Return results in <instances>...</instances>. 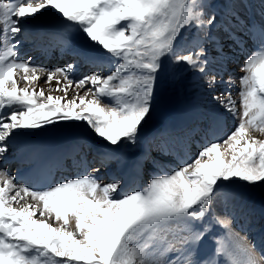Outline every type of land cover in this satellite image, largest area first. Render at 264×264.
Listing matches in <instances>:
<instances>
[{
  "label": "snow or ice",
  "instance_id": "1",
  "mask_svg": "<svg viewBox=\"0 0 264 264\" xmlns=\"http://www.w3.org/2000/svg\"><path fill=\"white\" fill-rule=\"evenodd\" d=\"M258 2L257 16L247 14L253 0H0V158L18 134L82 121L111 146L102 162H121L120 146L136 142L152 111L164 60L198 74L211 95L219 90L209 40L223 58L212 30L258 47L243 63L239 100L230 91L212 97L236 118L233 130L143 188L121 194V179L105 183L93 174L52 184L50 173L37 175V187L0 168V264H264V227L259 241L249 238L251 224L237 228L242 194L235 187L264 184V0ZM47 10L91 42L73 48L81 62L114 59L113 68L74 81L75 62L48 71L20 60L25 26ZM45 72L63 95L35 87ZM210 120L219 127L218 114ZM122 163L138 170L143 160Z\"/></svg>",
  "mask_w": 264,
  "mask_h": 264
},
{
  "label": "bare ground",
  "instance_id": "2",
  "mask_svg": "<svg viewBox=\"0 0 264 264\" xmlns=\"http://www.w3.org/2000/svg\"><path fill=\"white\" fill-rule=\"evenodd\" d=\"M256 4L259 5L258 0H253L252 7L248 10V15L255 14L258 16L259 7L256 8ZM60 17V14L55 12V10H47L37 21L27 24L25 26L26 31L21 37V45L18 48V53L23 50L33 49L34 45L41 44V42L45 41V36H43L41 41H37L34 33H44L46 23L51 19ZM212 34L218 35L220 43L223 45V58H221L220 53L217 51L216 41L209 40L206 44L210 58H213L215 61L213 67L218 73V90L230 91L233 97L238 101L240 91V86H238L240 85L239 79L244 74L241 71L243 63L253 51L258 50V47L253 44L251 40H248L245 45H236L222 33L218 34L215 29L212 30ZM61 40L66 41L67 45L59 43ZM48 44L50 46V51L45 53V59L50 52H55V61H50L48 64L40 63L39 58L34 61V56L39 54V52H35L29 57L20 58V60L27 61L34 66H38L48 71L75 62L77 63V68L70 73V76L74 81L76 80L79 71H81V75L89 74L91 71H103L104 73H108L115 64L114 59L112 61H109L108 59L101 60L99 62L102 64L101 66L87 65L83 62L79 63L70 60L67 61L65 65L58 66V63L65 61L68 57V55L65 54L67 50H70V53H73L74 47L81 45L91 47V42L84 38V34L78 30L77 25L65 26L63 30L56 35L55 40ZM57 47L61 48L59 49ZM160 73L159 75L165 76V72H162V74ZM46 80V72L41 73V78L36 83L35 87H37V89H45L46 93L51 91V94L54 96L63 95L62 92L54 91L57 87L55 80L51 83H46ZM229 80L234 82L231 87L228 85ZM20 86H25L23 81H21ZM157 90H155L154 93L152 105L153 111L154 109L158 110V108H155L156 103H154L159 101L160 98ZM76 91L75 88L70 89L69 96L74 95ZM79 91L83 94L84 90L80 89ZM185 91L187 92L186 97L182 94L183 103L180 110L173 112L167 108L164 111L162 122L155 127L152 126L151 129H149L151 124H148L149 126H147V121L143 123L140 127L136 142L124 143L120 146L118 152L120 154L121 162H117L116 160L110 161V164L108 166L106 165L108 167L107 170H102V168L99 167L95 157H102L101 154L105 149H108L111 146L107 145L105 141L97 137L92 129L82 121L59 122L55 125H48L43 129L30 130L29 135L18 134L9 141V151L4 157L0 158V168L7 170L16 178L17 174L21 172L24 167L16 166L14 169L11 168V163L9 161L12 158L22 156L24 161L27 162L38 152H40V154L43 152L44 143L47 139H52L54 137H74L73 146L69 150L60 149L57 151L60 157L64 159L67 167L74 168L75 170V172H68L67 177L73 175L75 176L73 178H76L80 174L84 175L95 172L102 176L101 180L105 183L113 178L121 179V194L136 189L137 185L140 184V179L142 181L139 188H143L155 175L163 174V170L170 172L173 168L182 166L184 161H190L197 156L202 147L213 142L215 139L225 137V135L232 131L236 125V118L227 113L224 109L219 108L216 101L212 99L213 96L219 94V91L212 92L210 95L209 90L205 86L204 80L201 79L198 74L192 79H189L187 90ZM104 102L107 103L108 101L105 100ZM157 112L159 111L155 110L153 112V115L156 117L158 115ZM214 114L220 116L218 128L213 125L210 120V117ZM150 116L151 115L149 114V117ZM160 136L162 138L158 143L155 139ZM38 139H41L40 143L36 142ZM134 153H139L138 159L143 160V165L140 169L134 170V175L130 177L128 176L129 170L122 162L124 160H130V156ZM164 153L166 157L163 159L161 158V155ZM146 155H150L149 159L152 158L150 162H146ZM158 155L160 156L158 157ZM78 161L79 163L77 164ZM81 162L83 166H85V164L89 166L87 168L80 167ZM96 169H99V171H94ZM122 174H124L123 177H121ZM129 180L131 183V189H124V185L129 182ZM239 192L242 195L237 202L236 211L238 217L242 218L240 224L245 227L251 224L252 228L249 238L251 239L254 236L256 240L259 241L260 229L264 227V197L249 194L246 191L239 190Z\"/></svg>",
  "mask_w": 264,
  "mask_h": 264
},
{
  "label": "rangeland",
  "instance_id": "3",
  "mask_svg": "<svg viewBox=\"0 0 264 264\" xmlns=\"http://www.w3.org/2000/svg\"><path fill=\"white\" fill-rule=\"evenodd\" d=\"M255 7L257 8V7H259V5L256 4ZM60 18H62V17H60ZM72 26H74V24H72ZM84 38H85V35H84ZM171 63L172 62L169 61V60H164L163 61V64H162V70L163 71L161 70L160 74H162V72L163 73L165 72L164 74H165L166 77L164 75L162 76V75L158 74V77H157L158 81L156 82L157 83L156 84L157 88H155V90L160 88V89L157 90V93L160 95V98H159V101L154 102V103H156L155 104V108H158V110L154 109V111L155 110L159 111V112H157L158 113L157 117L158 116H160V117L157 118L155 115H153L154 111H153V108H152V111L150 113L151 116L148 118V120L146 122L147 126H149L151 124L149 126L150 127L149 129H151L152 126L155 127L156 125H159L162 122V117H163L164 111L168 108L167 105H166V102L168 100V95L173 94V93H180L181 95L183 94L184 97H186V93L187 92L185 90H187V83H188L189 79H192L196 75V73L191 72L190 70H188L184 66L176 65L174 63L171 64ZM62 65H63V63H62ZM83 75H86V74H83ZM83 75H81V72H80L79 76L76 77V80H78ZM177 81L179 82V84H178ZM180 82H181V85H180ZM238 86H240V85H238ZM152 121H153V123H152ZM254 134L257 135V136L260 135L259 133H254ZM261 138H264V137H261ZM162 158H164V156H162ZM106 165H109V162H104V164L101 166L102 170L103 169L107 170L108 167ZM235 187H236L237 191H239V190L240 191H246L249 194H254L256 196L259 195V196H263L264 197V184H257V185H254V186H249V185L243 184L241 182H237Z\"/></svg>",
  "mask_w": 264,
  "mask_h": 264
},
{
  "label": "water",
  "instance_id": "4",
  "mask_svg": "<svg viewBox=\"0 0 264 264\" xmlns=\"http://www.w3.org/2000/svg\"><path fill=\"white\" fill-rule=\"evenodd\" d=\"M68 22H66L64 19H61L57 22H52V23H49L48 24V29L50 31H57L59 30L63 25L67 24ZM180 103H181V100H180V97L178 94H175V95H171L169 97V100H168V106L170 109L176 111L178 110L179 106H180Z\"/></svg>",
  "mask_w": 264,
  "mask_h": 264
}]
</instances>
